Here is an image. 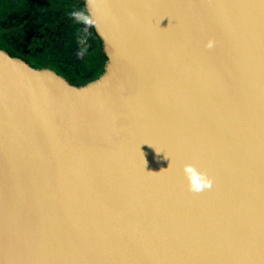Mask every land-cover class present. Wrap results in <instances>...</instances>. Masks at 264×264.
I'll return each instance as SVG.
<instances>
[{
	"label": "water",
	"instance_id": "water-1",
	"mask_svg": "<svg viewBox=\"0 0 264 264\" xmlns=\"http://www.w3.org/2000/svg\"><path fill=\"white\" fill-rule=\"evenodd\" d=\"M82 86L0 49V264H264V0H83Z\"/></svg>",
	"mask_w": 264,
	"mask_h": 264
},
{
	"label": "rangeland",
	"instance_id": "rangeland-1",
	"mask_svg": "<svg viewBox=\"0 0 264 264\" xmlns=\"http://www.w3.org/2000/svg\"><path fill=\"white\" fill-rule=\"evenodd\" d=\"M78 6V0H0V43L80 82L86 74L77 58L78 41L92 31Z\"/></svg>",
	"mask_w": 264,
	"mask_h": 264
},
{
	"label": "trees",
	"instance_id": "trees-1",
	"mask_svg": "<svg viewBox=\"0 0 264 264\" xmlns=\"http://www.w3.org/2000/svg\"><path fill=\"white\" fill-rule=\"evenodd\" d=\"M79 1V10L83 14V16L88 21L92 36H81L78 41V47H77V55L78 59L81 62V74H86L85 77L81 78V81L78 82H72L68 80V77L65 73H61L60 71H57L54 67H47L44 65H39L31 60H29L27 57L23 58L24 61H26L30 66L34 68H49L57 72L58 74L62 75L64 78H66L70 83L75 84L77 86L85 85L86 83L93 81L97 79L100 75H102L105 71V66L107 62V56H105V53L103 52V45L102 40L99 37V35L96 33L91 19L88 15L85 2L83 0ZM71 9V8H70ZM96 40L97 45L94 46L92 44V41ZM0 49L5 50L8 52L12 57H19L16 53L12 52L10 49H8L6 46L0 43Z\"/></svg>",
	"mask_w": 264,
	"mask_h": 264
},
{
	"label": "flooded vegetation",
	"instance_id": "flooded-vegetation-1",
	"mask_svg": "<svg viewBox=\"0 0 264 264\" xmlns=\"http://www.w3.org/2000/svg\"><path fill=\"white\" fill-rule=\"evenodd\" d=\"M6 47H7L8 49H10L12 52L16 53L19 57L21 56V57H23V58H26V55H25L22 51L17 50L16 47L11 46V45H8V46H6ZM23 58H22V59H23Z\"/></svg>",
	"mask_w": 264,
	"mask_h": 264
}]
</instances>
